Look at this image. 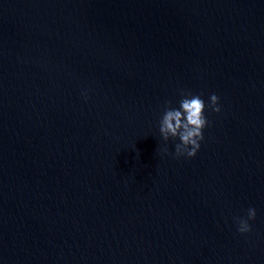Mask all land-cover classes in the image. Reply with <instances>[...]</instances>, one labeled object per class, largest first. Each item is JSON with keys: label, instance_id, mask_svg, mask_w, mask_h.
I'll use <instances>...</instances> for the list:
<instances>
[{"label": "water", "instance_id": "water-1", "mask_svg": "<svg viewBox=\"0 0 264 264\" xmlns=\"http://www.w3.org/2000/svg\"><path fill=\"white\" fill-rule=\"evenodd\" d=\"M0 264H264V0H0Z\"/></svg>", "mask_w": 264, "mask_h": 264}, {"label": "clouds", "instance_id": "clouds-1", "mask_svg": "<svg viewBox=\"0 0 264 264\" xmlns=\"http://www.w3.org/2000/svg\"><path fill=\"white\" fill-rule=\"evenodd\" d=\"M181 100L179 107L169 106L165 108L164 114L160 120V133L165 141L169 139H178L175 144V155L177 158L187 156L193 158L197 155L201 147V141L204 140V129L209 121L205 116L206 108L210 111L220 113V98L216 94L210 96V103L206 105L205 101L199 95L181 91ZM166 151V150H165ZM257 211L255 208L247 210L246 217H236L238 231L241 234L252 231L250 220H255Z\"/></svg>", "mask_w": 264, "mask_h": 264}]
</instances>
